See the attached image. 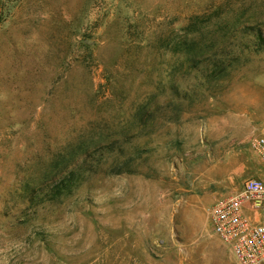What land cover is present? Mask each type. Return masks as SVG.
<instances>
[{"label":"rangeland","instance_id":"obj_1","mask_svg":"<svg viewBox=\"0 0 264 264\" xmlns=\"http://www.w3.org/2000/svg\"><path fill=\"white\" fill-rule=\"evenodd\" d=\"M260 33L264 0H0V264H237L208 211L264 179Z\"/></svg>","mask_w":264,"mask_h":264},{"label":"built area","instance_id":"obj_2","mask_svg":"<svg viewBox=\"0 0 264 264\" xmlns=\"http://www.w3.org/2000/svg\"><path fill=\"white\" fill-rule=\"evenodd\" d=\"M251 146L264 163V130ZM208 222L238 264H264V179L249 177L237 193L216 199Z\"/></svg>","mask_w":264,"mask_h":264},{"label":"trees","instance_id":"obj_3","mask_svg":"<svg viewBox=\"0 0 264 264\" xmlns=\"http://www.w3.org/2000/svg\"><path fill=\"white\" fill-rule=\"evenodd\" d=\"M256 35V33H254ZM259 36V42L264 46V36L260 33ZM189 60H193L195 58V49L198 47L197 42H190L189 44ZM216 45V44H215ZM241 58V53H232L229 52L228 54H221L219 55V58L216 59V61H210V71L213 74V76H216V79L219 78L220 81L222 79L226 78L229 75L228 68L231 70V68L234 66V62L239 63Z\"/></svg>","mask_w":264,"mask_h":264},{"label":"crops","instance_id":"obj_4","mask_svg":"<svg viewBox=\"0 0 264 264\" xmlns=\"http://www.w3.org/2000/svg\"><path fill=\"white\" fill-rule=\"evenodd\" d=\"M220 242L222 244H224L221 240H220ZM202 246H203V248H201V249H203L202 253H205V257H203V259H201L200 261H192V260L189 261L190 258H186V261H185L186 263L184 262L183 264H227L224 261V258L220 252V248L218 246L213 245V243H211L208 240L205 241V243L202 242ZM226 248L229 250V248L227 246H226ZM230 252L231 251L229 250V253ZM230 254L232 256V253H230Z\"/></svg>","mask_w":264,"mask_h":264}]
</instances>
